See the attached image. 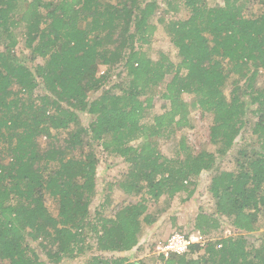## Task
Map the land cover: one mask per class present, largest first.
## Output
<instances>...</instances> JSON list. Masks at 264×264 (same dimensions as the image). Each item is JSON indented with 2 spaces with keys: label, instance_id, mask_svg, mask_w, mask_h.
I'll return each mask as SVG.
<instances>
[{
  "label": "trees",
  "instance_id": "1",
  "mask_svg": "<svg viewBox=\"0 0 264 264\" xmlns=\"http://www.w3.org/2000/svg\"><path fill=\"white\" fill-rule=\"evenodd\" d=\"M162 1L169 11L188 12L167 25L175 63L165 55L152 60L142 50L155 30L158 0H0V264H43L31 242L53 263L86 256L88 264H146L104 253L138 244L141 223L153 222L150 203L193 194L189 185L232 148L245 126L246 96L259 106L253 132L260 147L240 151L236 169L215 173L208 187L214 213L228 217L237 235L192 243L182 254H160L158 263L264 264V232L253 237L258 244L249 240L264 215V87H256L264 76V0H256L257 15L245 14L249 0ZM17 26L24 28L26 56L14 50ZM38 57L45 62L35 63ZM99 65L121 66L125 77L106 87L110 74L98 75ZM232 74L237 78L227 97L223 86ZM158 91L168 106L141 125ZM183 93L193 94V106L212 116L209 139L218 145L216 154L189 151L175 161L156 149L152 138L190 125ZM81 112L92 116L87 126ZM97 145L127 162L118 187L133 197L142 194L111 217L89 210ZM180 148L186 150L183 139ZM48 197L57 204L55 216ZM218 226L211 214L196 215L199 234Z\"/></svg>",
  "mask_w": 264,
  "mask_h": 264
},
{
  "label": "rangeland",
  "instance_id": "2",
  "mask_svg": "<svg viewBox=\"0 0 264 264\" xmlns=\"http://www.w3.org/2000/svg\"><path fill=\"white\" fill-rule=\"evenodd\" d=\"M116 2L118 0H111ZM209 5L223 4V0H207ZM159 7L155 11V15L152 17L151 22L155 26L154 33L152 34L150 41L142 45V50L152 60L159 59L162 55L167 56L172 62H178L177 48L171 42V35L167 29L168 22L185 19L188 12L181 7L179 11L167 10L165 2L158 0ZM246 9V10H245ZM246 15H257L260 10V5L256 0H249L245 7ZM18 8L15 11V17L18 15ZM163 19V22H161ZM82 25V23H80ZM24 28L17 26L15 28L16 38L18 45L14 47V50L19 55L26 56L29 54V50L24 48ZM0 42H5L3 33H0ZM44 59L38 57L35 63L43 64ZM121 66L105 67L99 65L97 68V74L102 75L104 72H109V78L107 79L105 86H112L119 83L124 77L125 72L122 71ZM235 75H230L223 86V92L227 97L230 96V91L233 87ZM256 87H264V76H259L256 80ZM115 91L119 92V89L113 87ZM160 90V88H158ZM42 93L41 90L36 91ZM99 92V91H98ZM91 94L90 99L97 96V93ZM145 96H141V99H145ZM183 99L189 104L188 118L190 125L176 130L173 134L152 138L158 152L171 160H182L187 152L197 153L199 151H209L216 154L218 145L210 142L209 139V127L211 125L212 116L207 112H204L197 106H193L195 97L193 94L183 93ZM247 102V110L244 120L245 126L242 128L240 134L237 136L232 148L222 157L216 159L215 164L208 171H202L197 177L194 184L189 185L188 190L192 191L191 196L187 192H181L175 194L173 197H167L163 195L156 203L149 204V212L152 214L153 222L151 224L141 223V229L138 234V244L129 251L119 253H104L105 255H117L126 256L129 260L140 259L146 264H160L158 263V256L162 254V248L165 246L168 238L174 232L183 233L186 236L191 234L199 237V243L203 246L209 241L217 240L225 236H235L236 231L231 225V221L228 217L218 215L214 213V200L211 198L208 187L211 177L215 173L220 171H230L236 169V158L240 157L239 152L243 151L250 153L253 150H257L260 147V139L258 134L253 132V127L257 121L258 107L257 104L251 103L250 97L244 98ZM38 102V101H37ZM168 106V102L164 101L160 92L158 91L150 100V106L144 111V115L141 119V125H150L152 118L155 114L162 113L165 107ZM262 113H264V104L262 105ZM92 120V116L87 113H80V122L83 126H87ZM65 133H60V138H63ZM184 140L186 150L183 151L180 148V141ZM41 146H45V137L39 138ZM141 141V138L130 142L132 145H137ZM97 156L99 158L97 165V184L89 210L94 213L95 210L100 212L106 217H111L114 212L122 205L128 204L140 199L142 194L137 196L127 195L118 187V183L122 180L123 175L128 171L127 162L120 156L114 153H106L100 146L95 147ZM74 154H78L79 151L75 150ZM144 195V194H143ZM47 208L52 215H57V204L48 197L46 201ZM211 214L218 220V229L211 230L206 234H199L195 229V218L199 213ZM264 232V215H262L258 222V230L252 237H249L251 243L258 244V240L255 241L253 237L260 235ZM90 243L95 244V239H88ZM39 243L31 242V247L37 252L39 259L43 261V264H88L85 260L86 256H79L73 259L64 258L60 263H53L47 259V256L42 251ZM94 248V246H93ZM90 254L89 249L86 251ZM96 253H99L98 251ZM92 254V253H91Z\"/></svg>",
  "mask_w": 264,
  "mask_h": 264
},
{
  "label": "built area",
  "instance_id": "3",
  "mask_svg": "<svg viewBox=\"0 0 264 264\" xmlns=\"http://www.w3.org/2000/svg\"><path fill=\"white\" fill-rule=\"evenodd\" d=\"M199 237L191 234L186 236L183 233L174 232L168 238L165 246L162 248V254L168 255L169 253L182 254L186 252L187 247L192 243H199ZM201 244V243H200Z\"/></svg>",
  "mask_w": 264,
  "mask_h": 264
}]
</instances>
